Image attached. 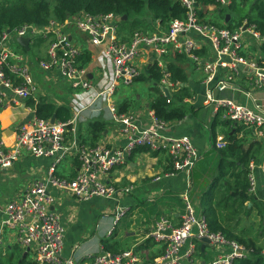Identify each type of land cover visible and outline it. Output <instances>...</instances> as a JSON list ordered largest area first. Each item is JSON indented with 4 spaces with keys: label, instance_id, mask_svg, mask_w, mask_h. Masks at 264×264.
<instances>
[{
    "label": "built area",
    "instance_id": "built-area-1",
    "mask_svg": "<svg viewBox=\"0 0 264 264\" xmlns=\"http://www.w3.org/2000/svg\"><path fill=\"white\" fill-rule=\"evenodd\" d=\"M180 1L186 7L185 18H174L167 26L158 20L155 29L136 30L127 37L119 28L121 15L87 10L64 20L51 19L44 26L27 22L0 31V110L12 103L24 104L13 142H0V169H10L23 152L53 159L45 179H32L19 194L0 205V244L2 230L14 229L18 245L27 253L32 252L37 264H232L235 258L247 255L245 245L209 228L204 216L195 210L189 191L181 194L184 211L179 224L166 216L156 220L149 236L161 245L162 251L152 260L147 261L132 248L117 253L102 248L81 258L64 254L66 227L54 208L57 194L51 187L79 201L95 197L116 200L110 236L127 210L119 203V195L133 190V185L120 189L108 181L112 168L127 164L138 147L169 154L172 170L164 174L166 177L178 172L191 177L200 159L193 139L169 133L171 122L157 117L154 110L149 109L148 120L143 121L140 113H119L116 109L118 86L147 73L150 65L161 69L160 86L162 90L168 87L172 95L182 83L172 79L168 57L175 53L184 55L201 69L206 86L203 104L211 107L215 116L252 128L264 143V97L253 91H264V63L246 54L250 51L246 36L264 44V35L255 24L247 22L236 29L216 25L199 15L198 8L202 7L197 0ZM233 1L217 0L221 6H230ZM18 37L30 38L28 49L18 42ZM34 42L45 43L46 49L32 54ZM208 47L210 53L203 54ZM242 75L251 89L238 84ZM59 81L66 83V91L59 93V89L56 94L53 89ZM227 90L243 94L248 102L225 95ZM65 99L70 108L69 119L55 117L53 121L52 117L38 114L40 102L65 105ZM107 110L114 123L111 133L123 138L124 143L98 141L92 145L79 140V124L88 117L105 115ZM215 143L224 148L229 140L219 135ZM67 156L80 161L76 175L70 178L55 174ZM161 178L158 175L155 181ZM249 179V193L256 195L259 186L264 190V155L259 162H250ZM192 239L217 250V257L201 263L194 255L195 242L188 243Z\"/></svg>",
    "mask_w": 264,
    "mask_h": 264
},
{
    "label": "trees",
    "instance_id": "trees-1",
    "mask_svg": "<svg viewBox=\"0 0 264 264\" xmlns=\"http://www.w3.org/2000/svg\"><path fill=\"white\" fill-rule=\"evenodd\" d=\"M206 2L214 3L215 12L223 17L222 11L225 7L220 6L217 0H206ZM230 9L239 11L240 16L234 23L230 20L226 27L239 28L246 20L249 24H255L264 35V0H255L249 11L233 1ZM81 10L94 14L114 12L122 18L126 15L127 18L122 19V23L127 27L125 37L136 30L155 29L158 20L161 25L167 26L174 18L186 17V7L180 0H0V31L21 26L27 22L44 26L51 19L64 20ZM198 12L202 18L208 19L209 15L205 9L198 8ZM209 21L225 26L217 19ZM184 62L185 57L180 53H175V59L169 61L168 68L172 73V79L182 83L178 90L172 93L170 99L160 86L162 72L157 65H150L147 73L138 75L129 84L132 85L136 81L148 83L151 91L149 108L155 111L157 117L168 122L181 120L193 110L191 103L185 101V98L191 96L192 79ZM136 102V94L125 97L118 103V112H131L136 107ZM38 114L45 118L55 115L61 120H67L71 115L68 106L56 105L52 101L40 102ZM223 122L229 144L224 148L214 146L207 153L210 166L203 163V167L194 168L191 174L192 195H195V200L196 189H200L197 208L212 231L221 232L247 247V255L235 258L232 264H264V242H259V239L264 236V190L262 186H259L256 195L249 193L250 162L261 160L264 143L258 139L251 141L248 134H253V131L248 130L249 128L245 125H239L230 120ZM108 125L100 119L88 121L87 134L81 136V141L94 145L105 135ZM74 161L76 166L80 165L77 158ZM172 198L183 206L179 194ZM257 217H259L258 232L251 235L250 228L255 227ZM193 240L197 250L201 251L202 247L198 240ZM102 246L113 253L130 248L124 246L120 240L111 237L104 239ZM201 252L203 254L205 250ZM0 264L37 263L29 257L28 253L25 255L24 249L15 244L11 247L10 255H0Z\"/></svg>",
    "mask_w": 264,
    "mask_h": 264
},
{
    "label": "crops",
    "instance_id": "crops-1",
    "mask_svg": "<svg viewBox=\"0 0 264 264\" xmlns=\"http://www.w3.org/2000/svg\"><path fill=\"white\" fill-rule=\"evenodd\" d=\"M197 3L205 9L206 12H208V15L213 12L209 15L208 19H217L222 21L225 26L228 25L230 20L234 23L237 19H239V11L230 9L233 3L230 6H222L225 7L222 11L223 17H220L218 12H215L216 5L214 3L206 2V0H197ZM233 11L235 13H233ZM227 14H230L228 19ZM244 21V23L247 22L246 20ZM246 41L249 43L248 49L250 48V51L246 54L251 56L257 62L261 64L264 63V44H262L259 39L254 37L246 36ZM209 50V47L204 48L203 51L205 52H203V54L210 53ZM173 59H175V56L173 55L168 57V60ZM243 73H247V71H243ZM204 75L205 74L203 72V79L205 77ZM191 79H193L192 76ZM237 82L244 89L252 88L245 75H242ZM122 84L129 85L130 83ZM65 87L66 83L64 81H59V84L54 87L53 92L56 94H59L61 91L64 92L66 91ZM120 87L117 89L114 97L117 110L119 101L129 96L126 94L120 99H117V92ZM59 89L60 91L58 93ZM253 91L259 96L264 97V91L257 89ZM205 94L206 86L202 83V79L199 81L192 80L191 96L185 98V101L191 103L193 110L188 113L185 118L171 122L170 129L168 130L169 133L175 135H189L193 139L194 144L200 152V159L196 165L197 168L203 167V161H206V164L209 165V156H207V153L211 151L214 146H216L215 142L219 135L226 137V128L223 122L225 119L221 118V116H215L212 108L203 104ZM224 94L235 96L243 102H248V99L239 92L227 90ZM136 98V107L133 108V110H136L135 113L141 114L140 116L143 121L146 119L148 120L147 111L150 109L148 106L150 96L147 97V95H145L143 97L140 93H136ZM67 103L68 100L65 99V105H67ZM101 105L103 106V104ZM22 111H24V104L15 105L13 103L10 107H5L0 110V142H4L6 145H10L13 142L17 124L20 122V118L22 117ZM95 119L103 120L109 124L105 135L100 138L99 141L111 144L116 143L115 145L124 143L123 138L119 136L115 137L111 133L114 123L109 110L106 111L105 115L93 118L88 117L86 121L80 123L79 130L76 135L79 140H82L81 136H85L87 134L86 123ZM250 129L252 128H249L248 130ZM248 138L251 139V141L254 139L259 140L254 132L251 135L248 134ZM262 150L263 153L261 158L264 155V147ZM33 158L35 157L27 152H23L22 156L10 169H0V205L6 203V201L14 195L19 194L24 186L32 179L46 178L48 169L51 166L53 159L40 158L42 159V162L35 159L36 165L35 167H31L32 172H30L27 169V165L33 161ZM74 160V157L67 156L61 163L58 164L55 174L67 178L75 176L78 171V166L75 165ZM171 165V158L166 151L149 150L138 147L133 152L127 164L112 168L108 175V181L120 189L127 185H133V190L129 194L119 195V203L127 207L126 213L121 219H124L121 226L118 229L116 227L112 235L109 236V231L113 228L112 213L117 203V201L114 200V206L108 208L111 213H108V211L104 212L107 217L104 221L105 225L99 232L100 235H96L95 240L92 239L91 235L89 236L88 234H85L84 236V233H81V231H84L86 222L84 223L80 220L81 213L84 214L85 211L82 212V209L79 210V200L70 194L63 193L62 191H56L54 187H51V190H54L57 194V200L54 208L60 213L62 217L61 219L66 227L64 254L75 258H81L87 253H96L103 248L102 241L110 237L120 240L124 246H129L134 249L147 261L152 260L160 254L162 251L161 245L149 236L150 232L153 230L156 220L162 216H166L171 219L174 224H179L184 211V201L181 194L186 191H189V196L191 197L193 204L196 207L199 204L198 196L200 195V189H196V199L194 200L195 195H192L193 185L191 177H188L185 172H178L171 177L164 176L166 172L172 170ZM158 175L162 176V178L155 181V177ZM257 175L261 180L262 175L260 170H258ZM177 194H179V197L182 199L183 206L172 198V196H176ZM78 211L79 213H77ZM198 214L202 215L201 213ZM1 217L2 215L0 212V222ZM84 220L86 221V218H84ZM97 226H100V224L98 223ZM1 234L3 239L2 243H8L7 246L9 248L12 247V243H14V241L15 243L13 245L18 244L15 232L10 229H3ZM193 241V239L189 240L188 243ZM207 247H202L201 251L205 250L203 253L204 255L200 250L195 251L194 255L195 257L197 256V260L201 261V263L207 262V258L211 257V254L207 251Z\"/></svg>",
    "mask_w": 264,
    "mask_h": 264
},
{
    "label": "rangeland",
    "instance_id": "rangeland-1",
    "mask_svg": "<svg viewBox=\"0 0 264 264\" xmlns=\"http://www.w3.org/2000/svg\"><path fill=\"white\" fill-rule=\"evenodd\" d=\"M234 1L238 6L243 7L245 10L249 11V10H251V5L254 3L255 0H245V1L244 0H234ZM211 13H213V12H211ZM211 13H209V15H211ZM233 13H235V12L233 11ZM119 28L124 34L127 33V27L124 26L122 21L119 25ZM43 47L46 49L45 43L34 42L33 46H32V51H31L32 54L33 53L34 54H40ZM184 66L187 67V71L190 74V76H192L193 81H199L202 79V72H201L200 68H197V64H195L194 62H192L190 60H186V62H184ZM119 87H120V89L117 92V99H120L121 97H123L126 94L127 95H135L136 93H140L143 97L145 95H147V97H149L151 95L149 84L144 82V81H136V82H133L132 85H123L121 83L119 85ZM135 111L136 110H132L131 112L135 113ZM79 126H80V124H79ZM79 126L77 128V132L79 130ZM35 159H37L39 162H42V159H40V158H36V157L33 158V161L27 165V169L30 172H32L31 167H35V165H36ZM203 163H207V162L203 161ZM39 165H42V164H39ZM97 198H99V199H97ZM111 206L112 207L114 206V200L113 199H107V198H101V197H95V198L88 200V201H79V210L82 209V212L85 211L84 214L83 213H81V215L79 214L80 220L84 223L86 222V226L84 228V231H81V233H84L83 234L84 236H85V234H88L89 236L91 235L92 239L95 240L96 235H100L99 232L102 230L103 226L105 225L104 221L107 217L105 216L104 212L109 211L108 208H111ZM194 207H195V210L197 211V213H200L198 211V208L195 205H194ZM85 208H86V210H85ZM77 213H79V211ZM84 218H86V221L84 220ZM123 220H120L118 222V224L116 226L117 229L121 226ZM258 221H259V217H257L255 219V222H256L255 227L250 228L251 235H254L258 232V225H257ZM98 223L100 224V226H97ZM112 225H113V222H112ZM11 231L14 232V229H11ZM103 237H104V235H103ZM259 242L260 243L264 242V236H262V238L259 239ZM14 243H15V241H14ZM14 243H12V245ZM7 245H8V243H6V242L0 244V255L1 254L10 255L11 248H9ZM207 251L211 254V257L207 258L209 260V262H211L213 260V258L217 257L218 251L212 249V247L209 245L207 247ZM29 257L30 258L32 257V253H30V252H29ZM205 258H206V256H205Z\"/></svg>",
    "mask_w": 264,
    "mask_h": 264
},
{
    "label": "water",
    "instance_id": "water-1",
    "mask_svg": "<svg viewBox=\"0 0 264 264\" xmlns=\"http://www.w3.org/2000/svg\"><path fill=\"white\" fill-rule=\"evenodd\" d=\"M229 17H230V14H227V19H228ZM126 18H127V16L125 15L122 19H126ZM17 40H18V42H19L21 45H23L26 49L29 48V40H30L29 37H18ZM90 76H91V74H90ZM163 90H164V93H165L166 96H168V97L171 96V93H170L168 87H164ZM55 117H56L55 115L52 117V120H53V121L55 120ZM204 241L209 242V239H208V238H204ZM202 247H203V245H202ZM26 254H27V251H25V255H26Z\"/></svg>",
    "mask_w": 264,
    "mask_h": 264
}]
</instances>
